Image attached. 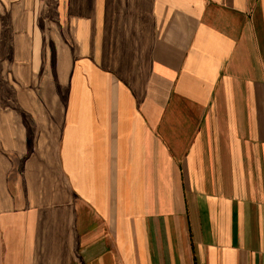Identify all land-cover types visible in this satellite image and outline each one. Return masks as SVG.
Instances as JSON below:
<instances>
[{"label": "crops", "instance_id": "obj_1", "mask_svg": "<svg viewBox=\"0 0 264 264\" xmlns=\"http://www.w3.org/2000/svg\"><path fill=\"white\" fill-rule=\"evenodd\" d=\"M0 264H264V0H0Z\"/></svg>", "mask_w": 264, "mask_h": 264}]
</instances>
